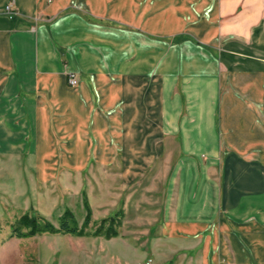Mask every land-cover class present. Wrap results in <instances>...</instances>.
Here are the masks:
<instances>
[{"label":"crops","instance_id":"obj_1","mask_svg":"<svg viewBox=\"0 0 264 264\" xmlns=\"http://www.w3.org/2000/svg\"><path fill=\"white\" fill-rule=\"evenodd\" d=\"M1 157L162 180L90 264H264V0H0Z\"/></svg>","mask_w":264,"mask_h":264},{"label":"rangeland","instance_id":"obj_2","mask_svg":"<svg viewBox=\"0 0 264 264\" xmlns=\"http://www.w3.org/2000/svg\"><path fill=\"white\" fill-rule=\"evenodd\" d=\"M1 159L0 264H90L97 250L105 244L108 220L101 223V219L116 216L113 225L120 233L124 217L119 206H159L162 199V180H153L152 170L140 183L135 182L123 190L120 179L116 177L109 180L90 179V168L80 175L59 173L55 178L39 183L27 176L23 162L12 164L7 157ZM105 170L116 168L108 166L99 169L102 172ZM105 182L109 186L107 190ZM85 206L90 209V222L81 235L43 232L25 237L10 236L18 218L25 212H35L57 226L61 215L69 210L77 224L81 225L87 211ZM98 206L117 208L106 212L99 211ZM145 212L147 220L153 212ZM129 213L130 217L133 216V212Z\"/></svg>","mask_w":264,"mask_h":264},{"label":"trees","instance_id":"obj_3","mask_svg":"<svg viewBox=\"0 0 264 264\" xmlns=\"http://www.w3.org/2000/svg\"><path fill=\"white\" fill-rule=\"evenodd\" d=\"M86 207V214L81 225H78L73 218L69 210H65L59 218L57 226L48 221L47 219L37 215L35 212H25L17 220V225L11 230L10 236L25 237L34 235L35 233H69L73 235H81L90 222V209ZM116 216H110L108 218L101 219V223L108 220V225L105 231L106 237L117 234V230L114 228ZM101 226V225H100ZM99 233V232H98Z\"/></svg>","mask_w":264,"mask_h":264},{"label":"built area","instance_id":"obj_4","mask_svg":"<svg viewBox=\"0 0 264 264\" xmlns=\"http://www.w3.org/2000/svg\"><path fill=\"white\" fill-rule=\"evenodd\" d=\"M4 11L9 15L14 14V10L11 8V3H8L5 5ZM77 81H78L77 75L74 72H69L68 73V82L70 84H76ZM140 264H150V260H146L144 262H141Z\"/></svg>","mask_w":264,"mask_h":264}]
</instances>
